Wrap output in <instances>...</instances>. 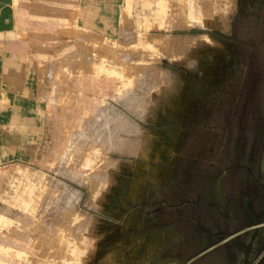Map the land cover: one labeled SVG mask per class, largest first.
<instances>
[{
  "label": "rangeland",
  "instance_id": "1",
  "mask_svg": "<svg viewBox=\"0 0 264 264\" xmlns=\"http://www.w3.org/2000/svg\"><path fill=\"white\" fill-rule=\"evenodd\" d=\"M116 7L117 33L50 48L0 264H227L224 237L264 209V0Z\"/></svg>",
  "mask_w": 264,
  "mask_h": 264
},
{
  "label": "crops",
  "instance_id": "2",
  "mask_svg": "<svg viewBox=\"0 0 264 264\" xmlns=\"http://www.w3.org/2000/svg\"><path fill=\"white\" fill-rule=\"evenodd\" d=\"M117 11L116 0H0V190L5 169L28 166L45 140L50 48L84 47L89 30L97 40L117 33Z\"/></svg>",
  "mask_w": 264,
  "mask_h": 264
},
{
  "label": "flooded vegetation",
  "instance_id": "3",
  "mask_svg": "<svg viewBox=\"0 0 264 264\" xmlns=\"http://www.w3.org/2000/svg\"><path fill=\"white\" fill-rule=\"evenodd\" d=\"M263 210L253 215L244 227L224 237L227 246L221 248L226 249L227 264H264Z\"/></svg>",
  "mask_w": 264,
  "mask_h": 264
}]
</instances>
